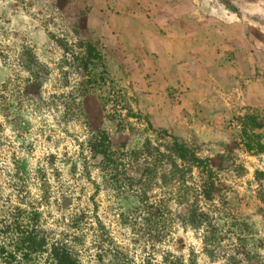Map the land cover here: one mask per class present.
<instances>
[{
  "label": "rangeland",
  "instance_id": "rangeland-1",
  "mask_svg": "<svg viewBox=\"0 0 264 264\" xmlns=\"http://www.w3.org/2000/svg\"><path fill=\"white\" fill-rule=\"evenodd\" d=\"M224 1L0 0V206L34 203L84 264H264V150L243 129L264 122V0H229L238 14ZM87 41L103 56L92 76ZM23 50L44 66L39 90ZM99 130L117 186L88 148ZM194 208L209 217L198 229Z\"/></svg>",
  "mask_w": 264,
  "mask_h": 264
},
{
  "label": "trees",
  "instance_id": "trees-1",
  "mask_svg": "<svg viewBox=\"0 0 264 264\" xmlns=\"http://www.w3.org/2000/svg\"><path fill=\"white\" fill-rule=\"evenodd\" d=\"M224 4L229 10L238 14V9L229 0L224 1ZM84 46L85 56L82 59V68L92 76V66L95 62L102 61L103 56L92 41H87ZM23 52L27 55V71L29 73L27 80L29 86L26 89L27 91L39 90L44 83V75L41 74L44 66L39 63L31 51L23 50ZM3 107L7 106L4 105ZM15 123L20 128L26 126V122L19 115ZM262 128H264V122L258 115L251 114L244 117L243 129L248 138L246 146L249 151L257 149V151L262 152L264 150V145L260 140L255 145L253 144L255 138L261 139L260 135L255 133V130ZM149 144H146V148L149 147ZM88 148L94 158H100L99 167L103 174L106 175L107 172H113L114 170L117 172L121 164L120 157L112 151L110 138L106 131L99 130L97 134L92 135L88 139ZM171 150L178 159L188 162L192 166L204 167L205 165L204 159L197 156L191 148L180 143L176 138L173 139ZM171 163L173 168L178 169L176 161ZM44 171V169L39 171L40 180L43 184ZM115 172L111 173V180L117 186L121 181L117 177L119 172L116 174ZM24 173H28L25 168ZM151 173L149 167L144 168L143 175L148 176ZM143 178L136 180L135 183L142 186ZM44 186H42L44 193L42 199L45 197ZM213 189L214 185L211 182L202 190L205 199H212ZM72 219L73 224L79 222L78 219ZM208 220V214L197 210V208L192 209L189 214L190 225L195 229L207 224ZM42 222V212L34 203H29L26 208H22L20 205L0 206V264H84L75 242L67 234H58L55 230L44 227ZM98 222L100 224L99 228L104 230V225L101 224L99 219ZM205 242L206 248H208L210 241L206 239Z\"/></svg>",
  "mask_w": 264,
  "mask_h": 264
},
{
  "label": "crops",
  "instance_id": "crops-1",
  "mask_svg": "<svg viewBox=\"0 0 264 264\" xmlns=\"http://www.w3.org/2000/svg\"><path fill=\"white\" fill-rule=\"evenodd\" d=\"M230 46H231V45H230ZM231 50H232V49H231ZM169 52L171 53V51H169ZM189 52H190V51H189ZM235 56L238 57V52H237V51H235ZM170 57H171V56H170ZM170 57H169V58H170ZM173 57H174V56H173ZM224 59H225V58H223V60H224ZM171 60H172V59H171ZM218 60H220V59H217V60H215V61H218ZM225 60H226V59H225ZM248 60H249V59H248ZM213 62H214V61H213ZM206 64H207V63H206ZM175 67H177V66H176V63H173L172 66H171V68L174 69Z\"/></svg>",
  "mask_w": 264,
  "mask_h": 264
}]
</instances>
